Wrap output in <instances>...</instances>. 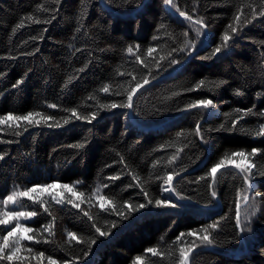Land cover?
Masks as SVG:
<instances>
[{"label": "trees", "instance_id": "trees-1", "mask_svg": "<svg viewBox=\"0 0 264 264\" xmlns=\"http://www.w3.org/2000/svg\"><path fill=\"white\" fill-rule=\"evenodd\" d=\"M262 11L264 0H0V116L51 117L0 125V214L36 213L0 225V243L17 222L34 237L20 242L26 259L0 264H49V257L57 264H136L138 256L144 264H179L181 247L199 245L188 233L213 223V242L196 247L189 264H264ZM226 31L232 39L215 53ZM137 83L143 87L132 107L123 106ZM202 99L214 106L188 107ZM252 149L260 151L249 157L256 165L250 188L233 166L213 181L211 168L226 154ZM168 175L174 192L164 191ZM53 183L51 194H32L38 201L3 203L13 192ZM63 185L84 196L73 198ZM98 187L115 207L100 208ZM58 193L63 203L52 199ZM252 206L258 210L247 220Z\"/></svg>", "mask_w": 264, "mask_h": 264}, {"label": "snow or ice", "instance_id": "snow-or-ice-1", "mask_svg": "<svg viewBox=\"0 0 264 264\" xmlns=\"http://www.w3.org/2000/svg\"><path fill=\"white\" fill-rule=\"evenodd\" d=\"M166 3L169 5L173 4V0H166ZM260 15L264 16V11L259 13ZM179 15L184 17L185 19L192 21V16L188 15L186 12H179ZM256 13L253 12V19H255ZM240 15H237L234 20L236 24H239L240 22ZM38 22V21H37ZM251 21H249L250 23ZM195 24L196 25H202L203 27H206V25H204L203 20L202 19H197L195 20ZM163 27V25L161 26ZM229 29L231 30L232 33H236L237 32V28L234 27L233 25H229L228 26ZM199 31V29H198ZM186 35V34H185ZM232 39V36L229 34L228 31H226L223 35V39H222V44L220 47H217L215 49V53H219L221 51L222 47H226L228 42ZM137 48L139 46H136ZM127 51L129 53H131L133 51L132 47H129L127 49ZM153 52V49H148V53L151 54ZM141 63H143V61H141ZM149 83V81L147 79H145L143 81V84H147ZM143 84L137 83L135 88H132L131 91H129L128 95H127V104L123 105V106H127L129 108L132 107V101H133V96L136 94L137 90L141 87H143ZM205 84L204 80L199 81V83L197 84V88L203 86ZM109 89L108 87L103 88L104 92H107ZM213 101L211 99H202V100H197L195 103L188 105L189 108H196V107H202V108H209V107H213ZM51 107H56V105H51ZM106 107V106H105ZM111 107L115 108L117 107L116 104H112ZM73 116H76V118L78 119H88V117L85 116H77L76 113V109H71L70 110ZM237 113H240L241 110L237 109L236 110ZM251 109L246 110L245 112H243V114L241 115L240 118H243L244 115H248L251 113ZM37 117H40L39 119ZM96 117V113H92L91 119H95ZM51 119V117H42L40 113H33V112H29L26 115H20V116H16L13 115L12 113H9L5 116H0V125H4L7 124L10 127L12 126H16L19 127L21 126L20 122H26L27 124H40L42 121L44 123H47V121ZM69 121L68 119L64 120V123L67 124ZM56 127H59V124L55 125ZM2 130V129H0ZM197 133L199 132V125H197ZM264 134V125L261 126V131L257 133V135H261ZM83 144L80 145H76V147H83ZM260 150L259 149H252V151L250 153H245L243 151L241 152H233L231 153V155L226 154L224 158H222L219 163H217L215 166H213L211 168L210 171V175L213 178V181L216 178V175L218 173V171H220L223 168H226L228 166H233L236 169H238L240 172L244 173L243 179L246 182H249V177L250 174L252 173L253 168L256 167L255 164H253L251 162V160L249 159V157H256L258 152ZM234 157H239L240 161L239 163H237L234 159ZM3 156H0V159H2ZM176 157L174 156L173 159H175ZM247 161V162H245ZM262 175H264V173H262ZM119 177H111L110 179H118ZM173 180V176L172 175H168L167 179L165 181V183L171 185ZM79 183V182H77ZM249 188L251 187V183L249 182L248 184ZM57 187V185L55 183L53 184H48L45 186H34L31 189L27 190V191H23V192H13L11 195H9L4 201L3 203L5 205L12 203L15 204L18 202V197H28L29 199H32L34 201H38L39 197L38 196H33V193L39 192L41 195H43L45 192H49L51 194V190L55 189ZM104 187H107V185H104ZM63 188L72 193V197L75 199H81L84 194L83 193H77L74 190L73 186L70 185H63ZM101 191V189L98 187L95 191V193H93L94 196H96V199L99 201V206L102 210H106V205H112V207H115V205L112 204V201L108 200L107 197H103L98 195V193ZM164 191H175L174 188H165ZM57 195H59L61 198L57 199ZM145 196H147V192L144 193ZM213 196L216 195L215 192L212 193ZM257 195H259V193H257ZM52 199L56 200L57 203H63L64 199H63V194L62 193H58L56 195H52ZM75 199H68V203L69 204H74V206L76 208H80L81 204L80 203H75ZM245 201H247V197H245ZM81 203H83V200H81ZM148 203H151V201H148ZM156 205L158 206H167V205H171V201L170 200H160L157 199L155 201ZM145 205L141 204L139 205L140 208H143ZM171 206H175V205H171ZM129 207H131L129 205ZM47 210V209H45ZM258 209H253L252 214H255V211ZM118 215H122V213H117ZM3 218H0V225H4L7 226L9 224H11L13 221H18L21 217H34L36 215L35 212H4L2 214ZM85 215H88V213H85ZM54 219V218H53ZM236 219L237 222H240V212H239V207L237 209V213H236ZM218 227L217 223H213L208 225L207 227H204L202 229L199 230V233H197V231H192L189 232L188 235L189 236H194L197 237V239L199 240V245H206V244H211L213 241L211 239V232L210 229H216ZM243 231V229H241ZM32 229L30 228H26L24 225L20 224V223H16L15 226L8 231L7 235L4 236L3 238V242L0 243V260H8V261H17V260H23L26 259V257H23L20 255L21 252V247H20V242L22 240H32L34 239L33 236L31 235H26V233L31 232ZM97 232L100 233V235H108L107 232H101L99 228L96 229ZM181 237L184 235L183 233L180 234ZM68 236L70 239H75L76 238V234L75 233H68ZM10 238L12 239V242L10 243ZM179 239V237L177 238ZM92 243H95V241H92ZM199 245L196 244V241L194 240L192 242L191 245H188L186 247H181L179 249V255H180V259H179V264H189V258L190 255L194 252L196 247H199ZM11 248V251L9 252V254L5 255V251L7 249ZM148 253H152L153 255H157L158 254V250L156 248H149L147 249ZM40 256L43 257V253H40ZM49 264H57V262L55 260H53L51 257H49ZM65 264H71L70 261H65ZM136 264H144L143 261V257H136Z\"/></svg>", "mask_w": 264, "mask_h": 264}, {"label": "rangeland", "instance_id": "rangeland-1", "mask_svg": "<svg viewBox=\"0 0 264 264\" xmlns=\"http://www.w3.org/2000/svg\"><path fill=\"white\" fill-rule=\"evenodd\" d=\"M245 162H247V161H245ZM249 195H250V193H248L247 195H245L244 198L241 199V203H246L247 201H245V197H247V199H248ZM251 208L254 209L253 206ZM239 212H240V209H239ZM246 215H247V220H249L251 218V215H252V210L251 209H248ZM246 223H247V221H246Z\"/></svg>", "mask_w": 264, "mask_h": 264}, {"label": "water", "instance_id": "water-1", "mask_svg": "<svg viewBox=\"0 0 264 264\" xmlns=\"http://www.w3.org/2000/svg\"><path fill=\"white\" fill-rule=\"evenodd\" d=\"M207 31V30H206ZM188 61V59H186L184 62H182L171 74H174L175 72H177L180 68H182L184 66V64ZM208 112L210 113V110L208 109ZM174 182V180L172 181V183ZM171 183V186H172Z\"/></svg>", "mask_w": 264, "mask_h": 264}, {"label": "bare ground", "instance_id": "bare-ground-1", "mask_svg": "<svg viewBox=\"0 0 264 264\" xmlns=\"http://www.w3.org/2000/svg\"><path fill=\"white\" fill-rule=\"evenodd\" d=\"M142 9V8H141ZM201 50V49H200ZM182 58V57H181ZM185 58V57H184Z\"/></svg>", "mask_w": 264, "mask_h": 264}]
</instances>
